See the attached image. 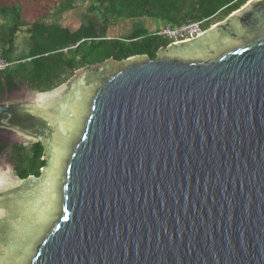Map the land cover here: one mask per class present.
I'll return each mask as SVG.
<instances>
[{
  "label": "water",
  "instance_id": "1",
  "mask_svg": "<svg viewBox=\"0 0 264 264\" xmlns=\"http://www.w3.org/2000/svg\"><path fill=\"white\" fill-rule=\"evenodd\" d=\"M242 8L51 92L3 82L0 131L45 166L0 175V264H264V0Z\"/></svg>",
  "mask_w": 264,
  "mask_h": 264
},
{
  "label": "trees",
  "instance_id": "2",
  "mask_svg": "<svg viewBox=\"0 0 264 264\" xmlns=\"http://www.w3.org/2000/svg\"><path fill=\"white\" fill-rule=\"evenodd\" d=\"M78 0H64L57 14L65 19L72 17ZM251 0H84L88 14H98L100 29L87 21L78 29L62 25L46 30L49 24L35 22L29 25L21 17L17 6H0V55L11 64L0 75V98L5 87L9 92L28 85L37 93H47L66 84L73 73L112 59L115 62L135 56H147L154 60L160 49L171 42L154 34L166 27H178L188 22L206 21L204 31L214 23L244 7ZM83 19V18H82ZM220 19L219 22L213 20ZM155 21L163 24L157 30L134 26L126 37H111L112 30L123 21ZM74 22L77 19L73 18ZM6 25V26H5ZM51 25V24H50ZM66 25V24H65ZM29 27L27 53L16 56L15 39L21 28ZM89 45V46H87ZM17 57V58H16ZM98 59H94L97 58ZM5 82V87L3 85ZM0 133L3 134L2 131ZM8 155L14 163V174L19 179L39 177L45 166L40 144H11L0 138V156Z\"/></svg>",
  "mask_w": 264,
  "mask_h": 264
},
{
  "label": "rangeland",
  "instance_id": "3",
  "mask_svg": "<svg viewBox=\"0 0 264 264\" xmlns=\"http://www.w3.org/2000/svg\"><path fill=\"white\" fill-rule=\"evenodd\" d=\"M64 0H0V6H17L21 9V17L24 21H26L29 25L35 23V22H41L49 24V26H46V30L54 29L55 27H52V25H62V28H66L65 26L67 23H71V29H77L81 26V24L86 23L87 21L93 22L95 25L99 27L100 18L99 15L96 14H88L87 9V3L84 2V0H78L74 5L76 11L72 13V17L69 16V18L65 19L63 15L57 14L58 10L60 9V3ZM243 9V8H241ZM73 18L77 19V22L73 21ZM83 18V19H82ZM0 21H2L0 19ZM66 21L67 23H65ZM214 22H219L220 19L213 20ZM51 24V25H50ZM66 24V25H65ZM217 23H214L211 27L215 26ZM64 25V27H63ZM70 25V24H69ZM143 26L144 28L157 30L163 27V24L155 21H147V20H140V21H134V22H127L123 21L117 24L115 27H111L110 30H112L111 34H108L111 37H126L128 36L134 26ZM6 26V25H5ZM210 27V28H211ZM29 27L21 28L19 30V33L16 36L15 39V49H16V56H24V53H27L28 47H30L29 43V37L30 35L27 33V29ZM100 28V27H99ZM68 29V28H67ZM204 29V26H203ZM161 30V29H160ZM89 46V45H87ZM17 58V57H16ZM94 58V59H98ZM79 70V71H83ZM76 77V72L73 73V76L70 78V80L64 84L67 85L71 79H74ZM37 92L30 90V87L28 85H22L19 86L17 90L13 91L11 94L12 96L16 97H28ZM16 94V95H15ZM0 138L4 139L5 141H8L11 144H29L22 141H14L13 138L9 137L6 134L0 133ZM14 163L12 162V159L8 155L0 156V175H11L12 177H16L14 174ZM3 191H0L2 193Z\"/></svg>",
  "mask_w": 264,
  "mask_h": 264
},
{
  "label": "built area",
  "instance_id": "4",
  "mask_svg": "<svg viewBox=\"0 0 264 264\" xmlns=\"http://www.w3.org/2000/svg\"><path fill=\"white\" fill-rule=\"evenodd\" d=\"M206 21L188 22L178 27L166 26L158 30L154 35L161 37L169 42L171 45L178 44L203 34V25ZM13 64L6 62L0 55V75L9 69Z\"/></svg>",
  "mask_w": 264,
  "mask_h": 264
},
{
  "label": "crops",
  "instance_id": "5",
  "mask_svg": "<svg viewBox=\"0 0 264 264\" xmlns=\"http://www.w3.org/2000/svg\"><path fill=\"white\" fill-rule=\"evenodd\" d=\"M11 6V5H10ZM3 23V21H0V24H2ZM56 25H58V24H56ZM63 27H64V25H63ZM66 28H68V26L66 25L65 26ZM78 29V28H77ZM100 29V28H99Z\"/></svg>",
  "mask_w": 264,
  "mask_h": 264
},
{
  "label": "flooded vegetation",
  "instance_id": "6",
  "mask_svg": "<svg viewBox=\"0 0 264 264\" xmlns=\"http://www.w3.org/2000/svg\"><path fill=\"white\" fill-rule=\"evenodd\" d=\"M10 94H12L13 93V91L12 92H9Z\"/></svg>",
  "mask_w": 264,
  "mask_h": 264
},
{
  "label": "bare ground",
  "instance_id": "7",
  "mask_svg": "<svg viewBox=\"0 0 264 264\" xmlns=\"http://www.w3.org/2000/svg\"><path fill=\"white\" fill-rule=\"evenodd\" d=\"M1 183V182H0Z\"/></svg>",
  "mask_w": 264,
  "mask_h": 264
}]
</instances>
